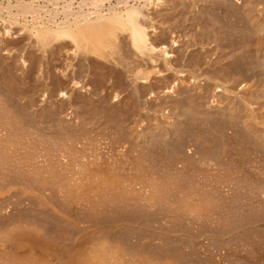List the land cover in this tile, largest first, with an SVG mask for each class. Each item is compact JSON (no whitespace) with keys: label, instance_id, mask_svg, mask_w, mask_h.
Masks as SVG:
<instances>
[{"label":"rangeland","instance_id":"1","mask_svg":"<svg viewBox=\"0 0 264 264\" xmlns=\"http://www.w3.org/2000/svg\"><path fill=\"white\" fill-rule=\"evenodd\" d=\"M92 1L93 0H0V97L2 96L0 98V121L3 119L2 122H0V126L2 125L3 127V122L4 124L6 122L5 128L3 127V133L1 132L2 128L0 127V134L4 136L2 137L0 135L4 142H0V230L4 232L6 228L11 227L13 223L22 222L21 224H25L26 222H29V224L33 223L32 225L34 226L39 224V228L43 229L42 233L44 239L53 243L64 242L66 244L73 243V237L76 241L85 240L88 243H91L95 240V234L101 231L107 242L111 241L110 243L113 244H121L125 247L124 249H127L134 255L136 254V256L146 257V253L148 252L147 254L149 257L146 258L150 259L153 256V258L155 257V260L153 258H151V260L155 262L158 261V263L159 261L160 263L162 261V263H164V261L169 260L172 264H264V237L261 229V226L264 225V220H262L264 219V147L255 141L234 137L232 135V127L235 125V119L218 114V111L221 110L222 107H236L237 102L239 104H237V106H239V108L241 107L242 111L245 113L248 110H251L264 117V69L258 62H254L253 55H249L251 54L249 52L250 50L253 52L252 49L249 50L250 45L252 48L253 46H256L257 48L264 49V0H255V2L254 0H196V4L195 2L192 3L193 0H174L175 3L177 2L176 4L174 3L175 6H173L176 11H168L169 13L171 12L170 15L168 12V15L167 13L160 14L159 12H152V8L158 0H145V2L144 0H123V2L122 0H99L97 1L98 7L95 5L96 3H93ZM143 2L148 6L142 5ZM130 4L134 6L136 5L137 7H144L141 10H145L143 12L144 15L142 16V13H139L138 16L140 18L139 20H143L142 22L144 24L141 21L139 22L145 26V31L148 30L147 32L150 33L149 36H152H148L149 39H147V43L153 46L150 54H143L144 56L140 57L139 54L134 55L132 49L129 47L125 46L121 49L124 53L125 61H127V67L132 69L135 68V70H139L140 68L144 74H148V79L146 81H143L141 78L140 81L138 78L136 82L137 85L135 84V86L129 84L121 76L125 75L124 67L116 66L109 61L97 59L99 62L104 61L102 62L104 64H102L103 68L102 66L99 68V66L95 64L97 61L94 62V57L91 59V55L88 54L89 57L87 55L86 57L84 54L81 57L82 54L79 53L80 55L77 56L78 53L74 52V46L68 38L59 39L61 44H59V41L57 40L59 46L57 41L52 42V45H49L50 47L48 46L45 49L47 53L45 50H36L33 47H29L31 46V38L27 34L28 29L32 28L35 30L37 27H55L56 24H60L62 23V20H65L64 13L67 14V8L70 11L73 10L74 12L72 11V13L77 12L79 9L90 11V9L95 10L98 8V11L110 14L113 10L123 12L125 7L130 6ZM246 4L248 6H245ZM241 6L245 9H242ZM147 9H149V14L146 12ZM247 9H250V11L248 10L250 13ZM244 10L248 12V16L251 17V20H253L254 23L259 22V35L261 34V40L254 37L253 27ZM174 13L176 14L174 15ZM145 15L146 17H144ZM147 15L151 18H148ZM192 16H194L193 20H191ZM146 18L147 20H150H148V22L144 21ZM174 18L178 19L175 20ZM160 20L162 24L160 23ZM175 22L177 23L175 24ZM188 24H191L190 27ZM192 30L194 33L191 32ZM247 33L250 34L247 35ZM216 36H218L219 39ZM244 38H246V40ZM62 40H67V42L64 41L65 44H63ZM185 41H188V43ZM240 42L244 44H242L243 46H246L247 44L246 47L248 49H246V47L243 49L244 47L240 46ZM244 42H246V44ZM256 42H259V45ZM171 45L173 47H171ZM57 46L60 48H57ZM62 46H64V48ZM239 46L242 47L241 49L243 52ZM48 48L52 50H49ZM161 48H167L169 53L167 54V58L170 57V59H174L175 62L173 60L170 61L169 59V63L164 64L157 54L156 56L158 58L154 57V54L158 53ZM63 49L65 51H63ZM126 49L130 51L128 52ZM246 50L249 53L245 52ZM29 51L31 54L28 53ZM152 52L154 53V59L151 56ZM27 53L31 57H29ZM132 54L133 56H131ZM171 54H176L174 56L175 58L171 57L173 56ZM247 54L253 59L251 60ZM149 55L151 58L148 57ZM178 55L180 56L177 57ZM221 57L225 58L222 59ZM22 58L26 60L22 62ZM230 58H233L236 61L233 59L231 60ZM148 59L150 61H148ZM151 59L153 60L151 61ZM244 59L246 61H244ZM178 60L180 62L177 66ZM207 60L210 62L208 63ZM250 60L251 63H249ZM210 63L213 65H210ZM99 64H101V62ZM214 64L216 65L214 66ZM96 65L99 69L95 67ZM257 65L259 66V69ZM251 66H255L257 69ZM197 68H199V70ZM206 68L207 70L210 69V73ZM99 70H101V73ZM156 70L157 72H155ZM194 70L198 71L195 72ZM201 70L204 72H201ZM212 70L214 72H212ZM157 73L158 75H156ZM194 73H196V75H194ZM208 73L210 75H208ZM210 76L211 78H209ZM253 82H255L256 85ZM248 83L250 84L248 85ZM259 83L260 86H258ZM174 84L180 85H177L178 89L176 87L174 89L172 88L175 86ZM200 84H203V86ZM261 85L262 89L259 88ZM196 88L201 89L198 90ZM256 91L257 93H255ZM70 92L71 95H69ZM251 93L253 94V97H251ZM258 97H260V99ZM244 98H248L247 101ZM242 100H245L248 103V108L241 105ZM1 103L5 106V109H3ZM199 106L202 107L200 108ZM243 107L246 109L244 110ZM180 108L183 109L181 110ZM183 112L186 113V116ZM5 114L11 119L13 118L14 121L8 118ZM182 116H184L183 120H181ZM5 117L7 118L5 119ZM7 119L8 121L10 120L13 122V125L10 121L7 122ZM148 123H150L149 126ZM167 124L168 126H166ZM16 125L22 130L19 131V128ZM151 125H153V128ZM159 126L167 129H169V127L172 128L173 126L177 127H175V130L171 135L166 139L164 138V140L163 137L157 138L152 136V140L150 139L151 137L149 138L151 141L149 139L147 140L149 143L144 141L140 144V141L135 139L137 134L143 132V130L153 132L156 127ZM9 127H11L10 130ZM6 128L7 131H5ZM61 129L64 130L62 131ZM11 130L13 131L11 132ZM15 131L17 133L19 132L20 136H18L19 133L16 134ZM21 132L25 134L23 135ZM12 133H14L13 135L16 139ZM9 134H11V138L9 137ZM160 139H162V141ZM8 144H11L12 147H9ZM2 147L4 149H1ZM75 147L77 149H75ZM77 150L80 152L78 153ZM45 151L47 153H45ZM19 153L21 154V157L19 156ZM107 154L109 156H107ZM85 157L86 159H84ZM112 157L114 158L112 159ZM82 158L84 162L88 163L87 166L101 169L103 173L105 171L106 173H109L110 171L112 174H109L113 177L118 175L119 177L115 176L114 178H118L117 180L120 181L119 183H121V186L125 191L128 189L130 192L131 187L135 186L134 189L132 188L133 193L127 191V194L124 192L122 194L107 193L102 197L98 196V201L96 199V201L90 200V202L85 200H71V198L67 197L68 195L65 191H63V193L61 192L62 190H58V186L61 185V181L58 182V180H68V178H65L66 176L70 177L75 174L74 171H76L77 168L79 170L77 163L82 164ZM36 159L40 160L37 161ZM43 159H45L47 163H44L45 161ZM61 159L62 161L58 162V160ZM26 160H28V162ZM63 160L67 161H64L65 165ZM76 160H78V162ZM105 160L107 161L105 162ZM4 161L5 164L10 166L5 165ZM33 161H35L34 164H32ZM39 161L40 163L44 161L41 164H45L47 168L45 165L44 168L43 166H40L41 164H38ZM114 161L116 164L113 163ZM60 162L61 164L63 162L64 168H67L65 170L70 171V173L67 171L69 173H66L67 175L60 172V175H62L61 179L59 177L60 175H58V172L60 171V169H58L60 168ZM68 162H71L72 164ZM66 163L68 167H65ZM123 163L125 164L123 165ZM47 164L52 168L48 169ZM114 164L116 167L113 166ZM31 165H33V167ZM69 165L77 166H74L75 168L71 166V168ZM105 165H110L109 167L112 169H109V167ZM34 166L37 169L34 168ZM104 166L105 168L107 167L109 171L104 169ZM27 167L28 169L31 168V170L29 169V171ZM54 167L57 168L54 169V171L56 170L55 173L58 175L59 179L56 180L58 178L56 177V179H53L54 182L52 183L57 187L51 184V181L48 180L51 178L47 177L50 175H48V173H50L49 171H52ZM64 168H62V171ZM34 169L36 170L34 171ZM123 169H126L127 171H124ZM132 169L136 172L132 171ZM116 171L117 174H115ZM15 173L17 174L15 175ZM30 174L31 176H29ZM43 174H46L45 176L48 178L47 183L44 181L46 177L44 178ZM39 175H41L44 180H42ZM37 177L40 179L37 180ZM121 178H123L124 181L121 180ZM127 178L130 180H127ZM131 179L134 184L130 182ZM40 181L45 182L46 188L44 187V183L42 185ZM55 181H57L59 185H57L58 183H55ZM35 182H37V184L40 183L42 186L40 184V186H38ZM122 182L125 183L127 189ZM222 182L225 183L223 184ZM72 183L73 182H71V184ZM127 183L129 185H127ZM146 184L151 186L145 187V190L144 186ZM48 185L53 186L51 188ZM139 185L140 187H138ZM164 186L170 188H163ZM217 186L218 190H216ZM47 187L50 190L52 189L51 192H48L50 190H48ZM169 189L170 191H167ZM223 189L225 190L223 191ZM150 191L152 192L150 193ZM59 192L62 194H59ZM131 193L134 197H130V195H132ZM57 195L59 197H57ZM65 195L67 196L65 197ZM185 195H187V197ZM139 196L142 198L140 199ZM214 197H218V199H214ZM63 198L67 199L63 201ZM94 198H96V195ZM134 198H138V203ZM68 199H70V201ZM142 199H144V201ZM91 203H93L92 205L96 208L91 206ZM198 203L201 206L198 205ZM236 204L239 207L238 209ZM135 209H137V211ZM241 210L244 211L242 212ZM234 211H236V213ZM114 215L118 216L115 217ZM118 217L120 219H118ZM216 217H218V219ZM32 221H34L35 224ZM71 222L74 224L71 225ZM259 227H261V230ZM64 231H68L69 234L68 232L64 233ZM2 232H0V234ZM66 234L69 236H66ZM80 234L83 236L79 239L77 238V235L80 236ZM3 243L4 242L0 241V248L1 245H5V243L4 245ZM136 247L138 249H136ZM2 248L4 249V247ZM6 249L7 248L5 247V250ZM139 249L142 252H140ZM40 252L41 256L46 258L45 260L48 264H63L62 259L58 258L55 254L43 250ZM42 252H45L44 255ZM141 254L145 255L143 256Z\"/></svg>","mask_w":264,"mask_h":264},{"label":"bare ground","instance_id":"2","mask_svg":"<svg viewBox=\"0 0 264 264\" xmlns=\"http://www.w3.org/2000/svg\"><path fill=\"white\" fill-rule=\"evenodd\" d=\"M82 1V0H81ZM97 1H99V0H93L92 2L93 3H96L95 5H97ZM126 1V0H125ZM79 2V1H78ZM122 2H123V0H122ZM144 2H145V0H144ZM144 2L142 3V5H147L146 3L144 4ZM195 2V4H196V0H193V2L192 3H194ZM224 2V1H223ZM226 2V1H225ZM248 2V1H247ZM251 2V1H250ZM254 2H255V0H254ZM83 3V2H82ZM85 3V2H84ZM98 3H100V2H98ZM102 3V2H101ZM174 0H158L156 3H155V5H154V7L152 8L153 10H152V12L153 13H155V12H159L160 14H162V13H167L168 11H171L172 10V12L175 10L174 8H173V6H175L174 5ZM177 3V2H176ZM175 3V4H176ZM180 3H181V1H180ZM179 3V4H180ZM184 3H186V2H184ZM227 3V2H226ZM253 3V2H252ZM132 4V3H131ZM130 4V6H126L125 7V10L123 11V12H118V11H114L113 10V12H109L110 14H106V13H102V12H100V11H98L97 9H95V10H91L90 9V11L88 10H86V11H83L82 9H77L78 11L77 12H75V13H72V11H70L68 8H67V14L66 13H64L65 14V16H64V18H65V20H62L61 22L62 23H58V24H56L55 25V27H53V28H49V27H47V28H43V27H37V28H35V30L34 29H32V28H30V29H32V30H30V29H28V31H27V34H28V36L31 38V46H29V47H33V48H35L36 50H45L49 45H52V42H54V41H59V39H64V38H68V40H70V42L73 44V46H74V52H77L78 54H77V56L78 55H80V54H82L81 55V57L85 54V56L87 55L88 56V54L89 55H91L90 57H91V59H92V57H94V62L95 61H97V62H95V64H97L98 66H99V68H101V66H102V62H104V61H109L110 63L112 62L114 65H116V66H121V67H124L123 69H124V71H125V75H121L123 78H124V80H126L129 84H131L132 86H135V84H136V82H137V80H138V78H139V80H140V78L144 81H146L147 79H148V74H144L143 72H142V70H140V68H139V70L138 69H136L135 70V68L134 69H132V68H129V67H127V64H126V62L127 61H125V56H124V53H123V51L121 50V49H123V47H129V48H131L132 49V51H133V54L134 55H138L139 54V57L140 56H144L143 54H150L151 52V50L153 49V46L152 45H150L149 43H147V39H149L148 38V36L150 35V33H148L147 31H145V26H143L139 21H141V20H139L140 18L138 17L139 16V13L141 14L142 13V16L144 15L143 14V12L145 11H141L142 10V8H144V7H137L136 5L134 6V5H131ZM207 4V3H206ZM83 5V4H82ZM126 5V4H125ZM202 5V4H201ZM250 5H251V3H250ZM249 5V6H250ZM84 6V5H83ZM141 6V5H140ZM148 6V5H147ZM181 6H183V5H181ZM180 6V7H181ZM203 6V5H202ZM243 6H244V4H243ZM243 6H241L242 7V9L244 8ZM245 6H248L247 4L245 5ZM26 7V6H25ZM94 7H96V6H94ZM97 7H98V5H97ZM112 7V6H111ZM196 7H197V5H196ZM204 7V6H203ZM43 8V7H42ZM83 8V7H82ZM141 8V9H140ZM173 8V9H172ZM195 9V8H194ZM204 9V8H203ZM245 9V8H244ZM148 10L149 9H147V11L146 12H148ZM179 10V9H178ZM250 11V9H247V11ZM69 11V12H68ZM141 11V12H140ZM176 11V10H175ZM245 11V13H247L246 15L248 16V12L246 11V10H244ZM61 12V11H60ZM60 12H58V13H60ZM74 12V11H73ZM151 12V11H150ZM203 12V11H202ZM57 13V12H56ZM169 13V12H168ZM168 13H167V15H168ZM171 13V12H170ZM170 13H169V15H170ZM250 13V12H249ZM49 14V13H48ZM62 14V13H61ZM147 14V13H146ZM148 14H149V12H148ZM150 14H152V13H150ZM176 13H174V15H175ZM206 14V13H205ZM244 14V13H243ZM52 15H54V14H52ZM173 15V14H172ZM179 15V14H178ZM177 15V16H178ZM207 15V14H206ZM250 15V14H249ZM163 16V15H162ZM195 16V15H194ZM194 16H192V19L191 20H193V17ZM140 17H141V15H140ZM144 17H146V15L144 16ZM144 17H142V18H144ZM147 17H148V15H147ZM150 17V16H149ZM148 17V18H149ZM157 17H158V15H157ZM161 17V16H160ZM164 17V16H163ZM199 17V16H198ZM253 17V16H252ZM141 18V19H142ZM151 18V17H150ZM156 18V17H155ZM167 18V17H166ZM205 18V17H204ZM203 18V19H204ZM254 18V17H253ZM252 18V19H253ZM158 19V18H157ZM169 19V18H168ZM170 19H171V16H170ZM175 20L176 19H178V18H174ZM196 19V18H195ZM247 19V18H246ZM248 19H249V21H250V24L252 25V27H253V32H254V37H256V39H260L261 37H260V35H259V31H260V28H259V25H258V23H254V21L253 20H251V17L250 16H248ZM148 20H150V19H148ZM148 20H147V18H146V20H144V21H147L148 22ZM162 20V19H161ZM161 20H160V23H161ZM199 20V19H198ZM256 20V19H255ZM54 21V20H53ZM143 21V20H142ZM141 21V22H142ZM152 21V20H151ZM159 21V20H158ZM174 21V20H173ZM190 21V20H189ZM195 21V20H194ZM54 23V22H53ZM143 23V22H142ZM151 23V22H150ZM154 23V22H153ZM163 23H166V22H163ZM172 23V22H171ZM174 23V22H173ZM177 22H175V24H176ZM192 23V22H191ZM195 23H197V22H195ZM194 23V24H195ZM55 24V23H54ZM144 24V23H143ZM162 24V23H161ZM200 24V23H199ZM40 25V24H39ZM148 25V24H147ZM158 25H160V24H158ZM185 25V24H184ZM191 25V24H190ZM190 25L188 24V26L190 27ZM153 26H154V24H153ZM164 26V25H163ZM169 26V25H168ZM147 27V26H146ZM150 27V26H149ZM148 27V28H149ZM152 27V26H151ZM156 27V26H155ZM196 27V26H195ZM201 27V26H200ZM250 27V26H249ZM159 28H161V27H159ZM167 28V27H166ZM203 28V27H202ZM17 29V28H16ZM165 29V28H164ZM188 29V28H187ZM192 29H193V27H192ZM204 29V28H203ZM252 29V28H251ZM6 30V29H5ZM8 30V29H7ZM27 30V29H26ZM198 30V29H197ZM205 30V29H204ZM161 31V30H160ZM185 31V30H184ZM203 31V30H202ZM23 32V31H22ZM162 32V31H161ZM180 32V31H179ZM191 32H193V30L191 31ZM251 32H252V30H251ZM5 33H6V31H5ZM8 33V32H7ZM152 33V32H151ZM163 33V32H162ZM194 33V32H193ZM201 33V32H200ZM205 33V32H204ZM264 33V32H263ZM157 34V33H156ZM184 34V33H183ZM196 34V33H195ZM221 34V33H220ZM250 34V33H249ZM248 33H247V35H249ZM152 35V34H151ZM163 35V34H162ZM197 35V34H196ZM256 35V36H255ZM12 36V35H11ZM181 36V35H180ZM193 36V35H192ZM192 36H190V37H192ZM263 36V35H262ZM149 37H152V36H149ZM173 37V36H172ZM183 37V36H182ZM201 37V36H200ZM211 37V36H210ZM218 39H219V37L218 36H216ZM29 38V39H30ZM154 38H155V36H154ZM240 38H241V36H240ZM247 38L249 39V37L247 36ZM1 39V38H0ZM170 39V38H169ZM202 39V38H201ZM200 39V40H201ZM222 39V38H221ZM245 40H246V38H244ZM251 39H254V38H251ZM263 39V38H262ZM25 40H26V38H25ZM24 40V41H25ZM28 40V39H27ZM156 40V39H155ZM154 40V41H155ZM166 40V39H165ZM175 40V39H174ZM215 40V39H214ZM261 40V39H260ZM260 40H256V41H260ZM58 41H57V44H58ZM63 41V40H62ZM61 41V42H62ZM65 42H67V40H64ZM64 41H63V44H65L64 43ZM204 41V40H203ZM207 41V40H206ZM221 41V40H220ZM264 41V40H263ZM26 42H28V41H26ZM160 42V41H159ZM185 42H187L188 43V41H185ZM199 42V41H198ZM201 42H202V40H201ZM205 42V41H204ZM217 42V41H216ZM242 42H243V40H242ZM242 42H240L241 43V45L240 46H243L244 44L242 43ZM250 42V41H249ZM248 42V43H249ZM56 43V42H55ZM183 43V42H182ZM194 43V42H193ZM228 43V42H227ZM239 43V42H238ZM245 44H246V42H244ZM257 44L259 43V42H256ZM54 44V43H53ZM59 44H61L60 43V41H59ZM59 44H58V46H59ZM172 44V43H171ZM191 44V43H190ZM200 44V43H199ZM216 44V43H215ZM221 44V43H220ZM219 44V45H220ZM232 44V43H231ZM243 44V45H242ZM253 44H255V43H253ZM68 45H69V43H68ZM168 45H169V43H168ZM174 45V44H173ZM218 45V44H217ZM259 45V44H258ZM261 45V44H260ZM57 46V48H60V47H58ZM72 46V47H73ZM200 46V45H199ZM206 46V45H205ZM235 46V45H234ZM239 46V47H240ZM246 46H247V44H246ZM246 46H243L244 48L243 49H245V47ZM26 47V46H25ZM50 47V46H49ZM63 48H64V46H62ZM67 47V46H66ZM65 47V48H66ZM171 47H173L172 45H171ZM197 47V46H196ZM208 47V46H207ZM219 47V46H218ZM4 48V47H3ZM52 48V47H51ZM168 48V47H167ZM167 48L165 49V48H161V49H159V51H158V53H153L152 52V58H153V54L155 55L154 57H157V56H159L160 58H161V60L163 61V63L164 64H168L169 63V59H170V57H168L167 58V54H169L168 53V51H167ZM170 48V47H169ZM242 47H240V49H241ZM28 49H31V48H28ZM49 49V48H48ZM53 49V48H52ZM52 49H49V50H52ZM72 49V50H73ZM158 49V48H157ZM175 49V48H174ZM177 49V48H176ZM212 49V48H211ZM217 49V48H216ZM239 49V50H240ZM246 49H248L247 47H246ZM250 49H252V51L253 52H251V50ZM33 50V49H32ZM49 50H48V52H49ZM56 50V49H55ZM128 52L130 51V50H128V49H126ZM169 50V49H168ZM197 50V49H196ZM203 50V49H202ZM218 50H219V48H218ZM242 50V49H241ZM250 50V51H249ZM249 52L251 53V54H249V55H253L252 57L254 58H252L253 60H254V62H258L261 66H262V68L264 69V49H261V48H257L256 46L254 47L253 46V48L251 47V45H250V48H249ZM33 51H35V50H33ZM58 51V50H57ZM59 51H60V49H59ZM63 51H65L64 49H63ZM66 51H67V49H66ZM70 51V50H69ZM126 51V52H127ZM173 51V50H172ZM175 51H177V50H175ZM194 51V50H193ZM215 51V50H214ZM32 52V51H31ZM36 52V51H35ZM45 52H46V50H45ZM74 52H73V54H74ZM201 52V51H200ZM200 52H198V53H200ZM205 52V51H204ZM220 52V51H219ZM234 52H235V50H234ZM242 52H243V50H242ZM245 52H247V50L245 51ZM249 52H247V53H249ZM28 53H30V51L28 52ZM27 53V54H28ZM47 53V52H46ZM60 53V52H59ZM67 53V52H66ZM80 53V54H79ZM173 53H174V51H173ZM177 53V52H176ZM206 53V52H205ZM218 53V52H217ZM31 54V53H30ZM72 54V55H73ZM127 54V53H126ZM133 54L131 55V56H133ZM142 54V55H141ZM156 54H157V56H156ZM216 54V53H215ZM220 54V53H219ZM240 54V53H239ZM244 54V53H243ZM3 55V54H2ZM6 55V54H5ZM42 55V54H41ZM76 55V54H75ZM171 55H173V54H171ZM176 54H174L173 56H171V57H173V58H175L174 56H175ZM204 55V54H203ZM207 55H208V53H207ZM224 55V54H223ZM233 55V54H232ZM236 55V54H235ZM248 55V54H247ZM248 55V57L250 58V56ZM4 56V55H3ZM28 56L29 57H31L29 54H28ZM34 56V55H33ZM86 56V57H87ZM130 56V55H129ZM151 56L149 55L148 57H150L151 58ZM169 56V55H168ZM180 55H178L177 57H179ZM206 56V55H205ZM216 56V55H215ZM242 56V55H241ZM44 57V56H43ZM58 57V56H57ZM75 57V56H74ZM73 57V58H74ZM89 57V56H88ZM138 57V58H139ZM176 57V58H177ZM233 57V56H232ZM239 57V56H238ZM237 57V58H238ZM243 57V56H242ZM6 58V57H5ZM9 58V57H8ZM40 58H42V57H40ZM78 58V57H77ZM128 58H130V57H128ZM136 58V57H135ZM137 58V59H138ZM145 58V57H144ZM158 58V57H157ZM159 58V59H160ZM183 58V57H182ZM210 58V57H209ZM222 59L223 58H225V57H221ZM220 58V59H221ZM234 58V57H233ZM232 58V59H233ZM245 58H246V56H245ZM20 59V58H19ZM85 59V58H84ZM97 59H99V60H104V61H100L101 62V64H99L100 62H99V60H97ZM134 59V58H133ZM146 59V58H145ZM154 59V58H153ZM153 59H151V61L153 60ZM178 59V58H177ZM211 59V58H210ZM216 59V58H215ZM231 59V58H230ZM231 59V60H232ZM251 59V58H250ZM251 59V60H252ZM6 60V59H5ZM24 60H26V59H24V58H22V62L24 61ZM33 60V59H32ZM129 60V59H128ZM156 60H158V59H156ZM160 60V61H161ZM171 60H173L174 61V59H170V61ZM183 60V59H182ZM212 60V59H211ZM217 60H218V58H217ZM230 60V61H231ZM233 60H235V59H233ZM239 60H240V58H239ZM251 60H250V62L249 63H251ZM89 61V60H88ZM91 61V60H90ZM148 61H150L149 59H148ZM208 61V60H207ZM216 61V60H215ZM219 61V60H218ZM221 61H224V60H221ZM236 61V60H235ZM237 61H238V59H237ZM241 61V60H240ZM239 61V62H240ZM244 61H246L245 59H244ZM243 61V62H244ZM7 62V61H6ZM20 62H21V60H20ZM21 62V63H22ZM108 62V63H109ZM175 62V61H174ZM180 61L178 60V62H177V66H178V63H179ZM182 62H184V61H182ZM210 61H208V63H209ZM248 62V61H247ZM85 63V62H84ZM109 63V64H110ZM151 63H153V62H151ZM160 63V62H159ZM218 63V62H217ZM216 63V64H217ZM235 63V62H234ZM241 63V62H240ZM130 64V63H129ZM184 64V63H183ZM206 64H207V62H206ZM216 64H214V66L216 65ZM236 64V63H235ZM234 64V65H235ZM244 64V63H243ZM253 64V63H252ZM251 64V65H252ZM255 64V63H254ZM95 66L96 68H98V66ZM104 65V64H103ZM106 65V64H105ZM135 65H136V62H135ZM134 65V66H135ZM162 65V64H161ZM171 65V64H170ZM210 65H213V64H211L210 63ZM245 65V64H244ZM248 65V64H247ZM93 66V65H92ZM164 66V65H163ZM172 66V65H171ZM180 66V65H179ZM187 66V65H186ZM205 66H207V65H205ZM204 66V67H205ZM249 66V65H248ZM255 66H256V64H255ZM255 66H251V67H254L255 69H257V67H255ZM258 66V65H257ZM7 67V66H6ZM107 67V66H106ZM105 67V68H106ZM147 67V66H146ZM156 67H157V65H156ZM161 67V66H160ZM165 67V66H164ZM202 67H203V65H202ZM209 67V66H208ZM211 67V66H210ZM213 67V66H212ZM238 67V66H237ZM243 67H246V66H243ZM98 68V69H99ZM102 68H103V66H102ZM142 68V67H141ZM144 68V67H143ZM154 68V67H153ZM201 68V67H200ZM248 68V67H247ZM254 68H250V69H254ZM53 69V68H52ZM84 69V68H83ZM145 69V68H144ZM172 69H174V68H172ZM193 69H195V68H193ZM198 70H199V68H197ZM202 69V68H201ZM213 69V68H212ZM258 69H259V66H258ZM92 70H93V68H92ZM96 70V69H95ZM152 70V69H151ZM154 70V69H153ZM174 70H176V69H174ZM187 70H189V69H187ZM197 70V71H198ZM203 70H204V68H203ZM206 70H207V68H206ZM210 70V69H209ZM209 70H207L209 73H210V71ZM246 70V69H245ZM100 71V73H101V70H99ZM103 71V70H102ZM141 71V72H140ZM190 71H192V70H190ZM195 71V70H194ZM197 71H195V72H197ZM205 71V70H204ZM204 71H202L201 70V72H204ZM217 71V70H216ZM252 71V70H251ZM83 72V71H82ZM93 72V71H92ZM155 72H157V70L155 71ZM160 72V71H159ZM188 72V71H187ZM212 72H214L213 70H212ZM249 72V71H248ZM174 73H175V71H174ZM208 73V75H210ZM259 73H261V72H259ZM193 74V73H192ZM198 74V73H197ZM207 74V73H206ZM237 74V73H236ZM247 74V73H246ZM51 75V74H50ZM110 75V74H109ZM156 75H158V73L156 74ZM173 75V74H172ZM178 75V74H177ZM194 75H196V73H194ZM211 75H213V74H211ZM221 75V74H220ZM261 75V74H260ZM263 75V74H262ZM61 76V75H60ZM85 76V75H84ZM83 76V77H84ZM47 77V76H46ZM182 77V76H181ZM196 77V76H195ZM63 78V77H62ZM65 78V77H64ZM179 78V77H178ZM209 78H211V76L209 77ZM235 78V77H234ZM174 79V78H173ZM204 79H206V78H204ZM236 79V78H235ZM219 80V79H218ZM234 80V79H233ZM259 80H260V78H259ZM141 81V80H140ZM192 81V80H191ZM202 81V80H201ZM258 81V80H257ZM256 81V82H257ZM261 81V80H260ZM57 82V81H56ZM199 82V81H198ZM250 82V81H249ZM263 82V81H262ZM65 83V82H64ZM70 83V82H69ZM177 83V82H176ZM182 83V82H181ZM185 83V82H184ZM196 83V82H195ZM205 83V82H204ZM210 83V82H209ZM254 84H255V82H253ZM258 83V82H257ZM61 84V83H60ZM82 84V83H81ZM84 84V83H83ZM179 84V83H178ZM178 84H174L173 86L174 87H172L173 89L176 87L177 89H178V86H180V85H178ZM197 84H199V83H197ZM250 83H248V85H249ZM137 85V84H136ZM178 85V86H177ZM193 85H194V83H193ZM200 85H202L203 86V84H200ZM211 85V84H210ZM216 85V84H215ZM252 85V84H251ZM256 85V84H255ZM1 86V85H0ZM56 86V85H55ZM209 86V85H208ZM207 86V87H208ZM258 86H260V83L258 84ZM72 87V86H71ZM81 87V86H80ZM80 87H78V88H80ZM129 87V86H128ZM131 87V86H130ZM216 87V86H215ZM214 87V88H215ZM249 87V86H248ZM252 87H254V86H252ZM256 87V86H255ZM55 88V87H54ZM61 88H63V87H61ZM85 88V87H84ZM135 88V87H134ZM193 88H195V87H193ZM192 88V89H193ZM198 88H199V86H198ZM198 88H196V89H198ZM217 88V87H216ZM231 88V87H230ZM260 89H262V85H261V87H259ZM49 89V88H48ZM56 89V88H55ZM64 89V88H63ZM87 89V88H86ZM85 89V90H86ZM181 89V88H180ZM201 89V88H200ZM200 89H198V90H200ZM207 89V88H206ZM237 89V88H236ZM256 89H257V87H256ZM264 89V88H263ZM51 90V89H50ZM208 90V89H207ZM221 90V89H220ZM244 90V89H243ZM250 90V89H249ZM254 90V89H253ZM52 91V90H51ZM56 91V90H55ZM74 91V90H73ZM131 91V90H130ZM134 91H135V89H134ZM173 91V90H172ZM179 91V90H178ZM216 91V90H215ZM247 91V90H246ZM251 91H252V89H251ZM260 91V90H259ZM62 92V91H61ZM79 92V91H78ZM177 92V91H176ZM234 92V91H233ZM238 92V91H237ZM241 92V91H240ZM243 92V91H242ZM1 93V92H0ZM56 93V92H55ZM133 93V92H132ZM200 93V92H199ZM202 93V92H201ZM204 93V92H203ZM207 93H208V91H207ZM217 93V92H216ZM226 93V92H225ZM255 93H257V91L255 92ZM54 94V93H53ZM81 94H82V92H81ZM136 94V93H135ZM195 94V93H194ZM244 94V93H243ZM69 95H71V92H70V94ZM171 95V94H170ZM253 94L251 93V97H253L252 96ZM54 96H56V95H54ZM115 96V95H114ZM176 96V95H175ZM202 96V95H201ZM246 96V95H245ZM256 96V95H255ZM257 96H258V94H257ZM2 97V96H1ZM0 97V98H1ZM210 97H211V94H210ZM243 97V96H242ZM248 97H250V96H248ZM214 98V97H213ZM228 98V97H227ZM231 98H233V97H231ZM240 98V97H239ZM259 99H260V97H258ZM2 99H4V98H2ZM2 99H1V101H2ZM68 99V98H67ZM119 99V98H118ZM193 99V98H192ZM243 99V98H242ZM244 99H246V101H247V99L248 98H244ZM253 99H255V98H253ZM258 99V100H259ZM263 99H264V97H263ZM257 100V99H256ZM23 101V100H22ZM140 101V100H139ZM214 101V100H213ZM245 100H242L241 101V105L242 106H244V107H246V108H248L247 106H248V103L246 102ZM208 102H209V100H208ZM3 103H5V102H3ZM23 103V102H22ZM2 104V103H1ZM145 104V103H144ZM237 102H236V107L234 106H231V107H222L221 108V110H219L218 111V114L219 115H221V116H228L229 118H231V119H235L234 120V124L235 125H233V131H232V135L234 136V137H239V138H242V139H244V140H252V141H255L256 143L258 142V144H260V145H262L263 147H264V117H263V115H258V114H256V113H254L253 111H251V110H248L246 113L244 112V111H242V108L240 107L239 108V106H237ZM142 105V104H141ZM231 105V104H230ZM239 105V104H238ZM2 106H3V109H5V106L2 104ZM123 106V105H122ZM181 106V105H180ZM217 106V105H216ZM259 106V105H258ZM6 107H8V106H6ZM138 107V106H137ZM200 108L202 107V106H199ZM243 107V108H244ZM261 107V106H260ZM259 107V108H260ZM30 108V107H29ZM213 108V107H212ZM246 108H244V110L246 109ZM181 109V108H180ZM183 109V108H182ZM181 109V110H182ZM75 110V109H74ZM192 110H194V109H192ZM261 110V109H260ZM3 111V110H2ZM5 111V110H4ZM9 111V110H8ZM5 112H7V111H5ZM76 112V111H75ZM195 112V111H194ZM184 113V115L186 114L185 112H183ZM182 113V114H183ZM7 114V113H6ZM5 114V115H6ZM9 114H12V113H9ZM177 114H179V113H177ZM180 114H181V112H180ZM211 114H212V112H211ZM4 115V116H5ZM8 118H10L8 115H6ZM11 116V115H10ZM180 116V115H179ZM186 116V115H185ZM190 116V115H189ZM7 117H5V119L7 118ZM13 117V116H12ZM61 117V116H60ZM176 117V116H175ZM4 118V117H3ZM165 118V117H164ZM182 119L181 120H183L184 119V116H182L181 117ZM186 118V117H185ZM11 119V118H10ZM60 119V118H59ZM58 119V120H59ZM173 119H175V118H173ZM179 119H180V117H179ZM2 120L3 119H1V121L0 122H2ZM12 121H14L13 120V118L11 119ZM61 120V119H60ZM180 120V121H181ZM5 121V120H4ZM10 121V120H9ZM8 121V119H7V122H9ZM178 121V120H177ZM179 121V122H180ZM229 121V120H228ZM21 122V121H20ZM174 122V121H173ZM182 122V121H181ZM192 122V121H191ZM10 123H12V125H13V122H11L10 121ZM16 123V122H15ZM64 123H65V121H64ZM228 123V122H227ZM231 123V122H230ZM5 124H6V122H5ZM5 124H4V122H3V127L5 128ZM17 124V123H16ZM149 124L150 123H148V126H149ZM164 124V123H163ZM177 124H178V122H177ZM7 125H9V124H7ZM11 125V126H12ZM157 125V124H156ZM155 125V126H156ZM175 125H176V123H175ZM231 125V126H232ZM17 127H18V125H16ZM66 126H67V123H66ZM152 126V128H153V125H151ZM154 126V127H155ZM162 126V125H161ZM166 126H168V124L166 125ZM181 126V125H180ZM236 126V127H235ZM1 128H2V130H1V128H0V130H1V132L3 131V127H2V125L0 126ZM13 127V126H12ZM60 127V126H59ZM175 127H177V126H175ZM175 127L173 126L172 128H170L169 127V129H167V128H163V127H156V129L152 132H147L146 130L144 131L143 130V132H141V133H139V134H137V136H136V140H138V141H140V144H141V142H144V141H146L147 142V140L150 138L151 140L153 139V137H157V138H159V137H163V140H164V138L166 139L169 135H171V133L175 130ZM8 128V127H7ZM7 128H6V130L5 131H7ZM19 128V127H18ZM62 128V127H61ZM64 128V127H63ZM130 128V127H129ZM179 128H181V127H179ZM11 129V127H9V130ZM65 129V128H64ZM64 129H61L62 131L64 130ZM72 129V128H71ZM150 129V128H149ZM8 130V131H9ZM13 130H14V128H13ZM13 130H11V132L13 131ZM19 131L20 130H22V129H18ZM69 130V129H68ZM76 130V129H75ZM119 131V130H118ZM122 131V130H121ZM131 131V130H130ZM10 132V133H11ZM68 132V131H67ZM73 132V131H72ZM123 132V131H122ZM138 132V131H137ZM137 132H135V133H137ZM3 133V132H2ZM15 133L16 134H18L16 131H15ZM22 133V132H21ZM63 133V132H62ZM64 133H65V131H64ZM64 133H63V135H64ZM176 133H178V132H176ZM175 133V134H176ZM229 133V132H228ZM4 134H5V132H4ZM3 134V135H4ZM14 133H12V135H13ZM23 134V133H22ZM25 134V133H24ZM23 134V135H24ZM58 134V133H57ZM67 134V133H66ZM77 134V133H76ZM1 135V134H0ZM10 135L11 134H9V137H10ZM68 135V134H67ZM134 135V134H133ZM136 135V134H135ZM173 135V134H172ZM2 136V135H1ZM6 136H8V135H6ZM14 136V135H13ZM18 136H20V133H19V135ZM18 136H16V137H18ZM70 136V135H69ZM153 136V137H152ZM177 136V135H176ZM179 136V135H178ZM2 137H4V136H2ZM2 137H0V142H3V138ZM8 137V138H9ZM12 137V136H11ZM10 137V138H11ZM71 137V136H70ZM173 137V136H172ZM233 137V138H234ZM1 138H2V140H1ZM14 138H15V136H14ZM23 138H24V136H23ZM77 138V137H76ZM124 138V137H123ZM156 138V139H157ZM176 138V137H175ZM178 138V137H177ZM194 138V137H193ZM6 139V138H5ZM4 139V140H5ZM13 139V138H12ZM16 139V138H15ZM18 139V138H17ZM26 139V138H25ZM36 139V138H35ZM41 139V138H40ZM74 139V138H73ZM94 139H96V138H94ZM99 139V138H98ZM118 139V138H117ZM149 139V140H150ZM155 139V138H154ZM7 140V139H6ZM14 140V139H13ZM19 140V139H18ZM22 140H24V139H22ZM21 140V141H22ZM80 140V139H79ZM122 140V139H121ZM135 140V141H136ZM150 140V141H151ZM161 141H162V139H160ZM170 140V139H169ZM9 141V140H8ZM7 141V142H8ZM12 141V140H11ZM17 141V140H16ZM47 141V140H46ZM126 141V140H125ZM156 141V140H155ZM6 142V141H5ZM42 142V141H41ZM82 142V141H81ZM164 142H167V141H164ZM196 142V141H195ZM207 142V141H206ZM243 142V141H242ZM4 143V142H3ZM18 143V142H17ZM19 143H21V142H19ZM46 143V142H45ZM74 143H75V140H74ZM83 143V142H82ZM147 143H149V142H147ZM182 143V142H181ZM43 144H44V142H43ZM77 144V143H76ZM135 144H136V142H135ZM146 144V143H145ZM165 144V143H164ZM9 145V147L11 146V144H8ZM48 145V144H47ZM82 145V144H81ZM86 145V144H85ZM93 145V144H92ZM117 145V144H116ZM242 145V144H241ZM259 145V146H260ZM35 146V145H34ZM38 146H39V144H38ZM49 146V145H48ZM83 146V145H82ZM122 146H123V144H122ZM125 146V145H124ZM127 146V145H126ZM158 146V145H157ZM213 146V145H212ZM8 147V146H7ZM12 147V146H11ZM14 147H15V145H14ZM18 147V146H17ZM77 147V146H76ZM75 147V149H77ZM99 147V146H98ZM129 147V146H128ZM38 148V147H37ZM47 148V147H46ZM80 148V147H79ZM78 148V149H79ZM85 148V147H84ZM139 148V147H138ZM147 148V147H146ZM255 148V147H254ZM1 149H4L3 147L1 148ZM12 149V148H11ZM35 149V148H34ZM116 149V148H115ZM124 149V148H123ZM152 149V148H151ZM19 150V149H18ZM38 150V149H37ZM88 150V149H87ZM102 150V149H101ZM223 150H224V148H223ZM2 151V150H1ZM3 151H6V150H3ZM26 151V150H25ZM39 151V150H38ZM44 151V150H43ZM78 151V153L80 152L79 150H77ZM82 151V150H81ZM84 151H86V150H84ZM118 151V150H117ZM141 151V150H140ZM17 152V151H16ZM23 152V151H22ZM37 152V151H36ZM76 152V151H75ZM99 152H101V151H99ZM111 152V151H110ZM116 152V151H115ZM124 152V151H123ZM122 152V153H123ZM174 152V151H173ZM197 152V151H196ZM223 152V151H222ZM7 153V152H6ZM45 153H47L46 151H45ZM55 153V152H54ZM78 153H76V154H78ZM83 153V152H82ZM82 153H81V155H82ZM90 153V152H89ZM105 153H107V152H105ZM112 153V152H111ZM118 153V152H117ZM120 153V152H119ZM127 153V152H126ZM133 153H134V151H133ZM225 153V152H224ZM1 154V153H0ZM20 154V153H19ZM38 154V153H37ZM36 154V155H37ZM42 154V153H41ZM44 154V153H43ZM53 154V153H52ZM75 154V155H76ZM13 155H14V153H13ZM18 155V154H17ZM25 155V154H24ZM47 155H50V154H47ZM54 155V154H53ZM52 155V156H53ZM75 155H73V156H75ZM80 155V154H79ZM84 155V154H83ZM117 155V154H116ZM20 157H21V154L19 155ZM59 156V155H58ZM72 156V157H73ZM77 156V155H76ZM86 156V155H85ZM90 156V155H89ZM107 156H109L108 154H107ZM124 156V155H123ZM227 156V155H226ZM4 157V156H3ZM15 157H17V156H15ZM22 157H23V155H22ZM55 157V156H54ZM61 157V156H60ZM88 157V156H87ZM106 157V156H105ZM119 157V156H118ZM120 157H121V155H120ZM127 157V156H126ZM1 158V157H0ZM63 158V157H62ZM74 158V157H73ZM72 158V159H73ZM79 158H81V157H79ZM108 158V157H107ZM114 157H112V159H113ZM26 159V158H25ZM24 159V160H25ZM74 159H76V158H74ZM77 159H78V157H77ZM84 159H86V157L84 158ZM91 159V158H90ZM119 159V158H118ZM122 159V158H121ZM129 159V158H128ZM185 159H186V157H185ZM1 160V159H0ZM17 160H18V158H17ZM37 160V159H36ZM38 160H40V159H38ZM37 160V161H38ZM41 160H42V158H41ZM44 161H45V159H43ZM87 160L89 161V159L87 158ZM110 160V159H109ZM126 160V159H125ZM124 160V161H125ZM180 160V159H179ZM9 161V160H8ZM12 161V160H11ZM27 162H28V160H26ZM30 161V160H29ZM31 161H32V159H31ZM44 161H42V162H44ZM59 161H62V159L61 160H58V162ZM65 160H63V162H64ZM71 161H73V160H71ZM77 162H78V160H76ZM81 161V160H80ZM82 161H83V158H82ZM107 160H105V162H106ZM111 161V160H110ZM110 161H108V162H110ZM120 161V160H119ZM208 161V160H207ZM212 161V160H211ZM7 162V161H6ZM18 162V161H17ZM41 162V163H42ZM63 162H62V164H61V162H60V164H59V166H60V168H58V169H60V171L58 172V175H60L61 173L60 172H63V174H65V175H67V174H69L70 173V171L69 170H65V169H67V168H64V165H65V162H67V161H65L64 162V165H63ZM74 162V161H73ZM108 162H107V164H108ZM116 162H117V160H116ZM180 162V161H179ZM19 163H20V161H19ZM35 163V161H33V163L32 164H34ZM40 163V161H39V163L38 164H41ZM44 163H47V161H45ZM43 163V164H44ZM49 163V162H48ZM68 163H71V162H68ZM76 163V162H75ZM79 163H81V162H79ZM113 163H115V161L113 162ZM112 163V164H113ZM119 163V162H118ZM127 163V162H126ZM131 163V162H130ZM184 163V162H183ZM186 163V162H185ZM209 163V162H208ZM4 164H5V161H4ZM3 164V165H4ZM22 164H24V163H22ZM58 164V163H57ZM56 164V165H57ZM72 164V163H71ZM105 164V163H104ZM116 164V163H115ZM115 164L113 165V166H115ZM120 164H121V162H120ZM125 163H123V165H124ZM182 164V163H181ZM203 164V163H202ZM5 165H8V164H5ZM12 165V164H11ZM15 165V164H14ZM20 165H21V163H20ZM28 165V164H27ZM37 165V164H36ZM45 165V164H44ZM44 165H40V166H43V168H44ZM48 165V164H47ZM63 167H62V166ZM77 165H78V167H79V170H78V168H77V170L76 171H74L75 172V174H77V175H75V174H73V175H71L70 177H72V178H70L69 176L67 177H65V175H64V177L65 178H68V180H66V179H63V181L62 180H58L59 179V177H60V179L62 178V175H60L59 177H58V175L55 173V171H54V169H57V168H53L52 169V171H54L53 173H51L52 171L50 170L49 172L50 173H48V175L49 176H47L48 178H51V179H48L45 175L46 174H43V177L45 178L46 177V179L44 180L43 178H42V176L41 175H39V176H41V178H42V180H44L46 183L48 182L47 181V179L49 180V181H51L50 183L51 184H53V185H55L54 183H52V182H54V180L53 179H56V177H58L56 180H58V182H60L61 181V185H62V187H61V185H59V183L57 182V181H55V183H58L57 185H59L58 186V190H62L61 192H63V191H65V193L68 195H65V197L67 196V197H69V198H71V200H75V201H78V200H85V201H89L90 202V200H95L96 201V199H97V197L99 196V197H102L103 195H105V194H107V193H112V194H122L123 192L124 193H126V191L127 192H129L128 191V189L126 188V186H125V183L124 182H122V183H124V186H125V188L127 189L126 191H125V189L121 186V183H119L120 181H118L116 178H114L115 176H118V175H115L114 177L113 176H111V174H112V172H110L109 171V169H112V168H110L109 166H107V165H105V166H107V167H109V169H107V167L105 168V166H104V169H107L108 171H109V173H111V174H109L108 172V174L106 173V171L103 173V171L101 170V169H98V168H96V167H90V166H87L88 165V163H86V162H82V164H78L77 163ZM76 165V166H77ZM80 165V166H79ZM207 165V164H206ZM1 166V165H0ZM8 166H10V165H8ZM32 167H33V165H31ZM38 166V165H37ZM54 166V165H53ZM58 166V167H59ZM70 166V165H69ZM72 166V165H71ZM70 166V167H71ZM75 166V165H74ZM74 166H72V167H74ZM75 166V167H76ZM129 166H131V165H129ZM133 166V165H132ZM17 167V166H16ZM29 167V166H28ZM28 167H27V169H28ZM45 167L47 168V166L45 165ZM65 167H68L67 166V163H66V166ZM71 167V168H72ZM74 167V168H75ZM116 167V166H115ZM114 167V168H115ZM186 167V166H185ZM209 167H210V165H209ZM208 167V168H209ZM20 168H21V166H20ZM34 168H36L35 166H34ZM41 168V167H40ZM49 168H52V167H49V165H48V169ZM62 168H64L63 169V171H62ZM114 168H113V170H114ZM124 168V167H123ZM128 168V167H127ZM3 169V168H2ZM5 169V168H4ZM22 169L24 170V168L22 167ZM26 169V168H25ZM30 170H31V168H29ZM28 169V170H29ZM37 169V168H36ZM36 169H34V171L36 170ZM69 169V168H68ZM8 170V169H7ZM16 170V169H15ZM14 170V171H15ZM29 170V171H30ZM45 170H47V169H45ZM124 170V169H123ZM126 170V169H125ZM124 170V171H125ZM224 170V169H223ZM4 171V170H3ZM2 171V172H3ZM6 171V170H5ZM17 171H18V168H17ZM26 171V170H25ZM64 171H65V173H64ZM69 173H68V172ZM127 171V170H126ZM132 171H135V170H133L132 169ZM209 171V170H208ZM212 171V170H211ZM232 171V170H231ZM21 172H23V171H21ZM136 172V171H135ZM213 172V171H212ZM19 173V172H18ZM33 173V172H32ZM31 173V174H32ZM67 173V174H66ZM106 173V174H105ZM194 173V172H193ZM17 173H15V175H16ZM21 174V173H20ZM23 174V173H22ZM27 174V173H26ZM29 174V173H28ZM31 174L29 175V176H31ZM34 174V173H33ZM40 174H42V173H40ZM52 174H53V178H52ZM56 174V175H55ZM72 174V173H71ZM115 174H117V171H116V173ZM126 174H128V173H126ZM131 174V173H130ZM129 174V175H130ZM7 175V174H6ZM25 175V174H24ZM54 175H55V177H54ZM134 175V174H133ZM133 175H131V176H133ZM212 175V174H211ZM8 176V175H7ZM6 176V177H7ZM21 176V175H20ZM28 176V177H29ZM34 176V175H33ZM51 176V177H50ZM162 176V175H161ZM63 177V178H64ZM119 177V176H118ZM121 177V176H120ZM134 177H136V176H134ZM154 177V176H153ZM159 177V176H158ZM167 177H169V176H167ZM223 177V176H222ZM25 178V177H24ZM26 178H27V176H26ZM30 178V177H29ZM149 178V177H148ZM161 178V177H160ZM33 179V178H32ZM38 179H40V178H38L37 177V180ZM71 181H70V180ZM155 179V178H154ZM157 179H159V178H157ZM165 179V178H164ZM172 179V178H171ZM205 179V178H204ZM13 180V179H12ZM29 180V179H28ZM35 180H36V178H35ZM34 180V181H35ZM53 180V181H52ZM65 180V181H64ZM120 180V179H119ZM121 180H123V178H121ZM127 180H130V179H128L127 178ZM146 180V179H145ZM167 180V179H166ZM194 180V179H193ZM223 180V179H222ZM33 181V180H32ZM44 181H40V183H42V185H43V183H44V187H45V182ZM124 181V180H123ZM149 181V180H148ZM152 181H154V180H152ZM158 181V180H157ZM191 181V180H190ZM190 181H189V183H190ZM224 181H226V180H224ZM227 181H229V180H227ZM27 182H29V181H27ZM71 182H73L72 184H71ZM130 182H132V179H131V181ZM138 182V181H137ZM137 182H135V183H137ZM150 182H151V180H150ZM156 182V181H155ZM154 182V183H155ZM206 182V181H205ZM30 183H31V181H30ZM29 183V184H30ZM36 184H37V182H35ZM39 183V184H40ZM63 183V184H62ZM133 183V182H132ZM131 183V184H132ZM146 183H149V182H146ZM157 183V182H156ZM161 183H163V182H161ZM161 183H160V185H161ZM174 183V182H173ZM223 183V182H222ZM221 183V184H222ZM225 183V182H224ZM223 183V184H224ZM34 184V183H33ZM39 184H37L38 186H40ZM49 184V183H48ZM130 184V185H131ZM134 184V183H133ZM163 184H165V183H163ZM162 184V185H163ZM23 185V184H22ZM41 185V186H42ZM47 185V184H46ZM53 185H48V186H50L51 188H52V186ZM127 185H129L128 183H127ZM228 185V184H227ZM28 186V185H27ZM56 186V185H55ZM147 186H151V185H148V184H146L145 186H144V189H145V187H147ZM155 186V185H154ZM225 186V185H224ZM57 187V186H56ZM131 187V186H130ZM135 187V186H134ZM134 187L132 186L131 187V191L130 192H132V190L134 189ZM137 187V186H136ZM138 187H140V185L138 186ZM157 187V186H156ZM209 187V186H208ZM212 187V186H211ZM38 188H40V187H38ZM46 188V187H45ZM45 188H43V189H45ZM54 188V187H53ZM133 188V189H132ZM160 188V187H159ZM163 188H166L165 186L163 187ZM168 188H170V187H168ZM168 188H166V189H168ZM174 188H175V186H174ZM179 188V187H178ZM220 188V187H219ZM13 189V188H12ZM25 189V188H24ZM35 189V188H34ZM40 189H42V188H40ZM47 189H48V187H47ZM141 189V188H140ZM148 189V188H147ZM150 189V188H149ZM176 189H177V187H176ZM190 189V188H189ZM205 189V188H204ZM213 189V188H212ZM216 189V188H215ZM222 189V188H221ZM23 190V189H22ZM30 190V189H29ZM48 190H50V189H48ZM52 190V189H51ZM51 190L50 191H48V192H51ZM129 190H130V188H129ZM138 190V189H137ZM136 190V191H137ZM146 190V189H145ZM154 190V189H153ZM163 190V189H162ZM187 190V189H186ZM185 190V191H186ZM192 190V189H191ZM207 190V189H206ZM216 190H218V186H217V189ZM225 189H223V191H224ZM26 191V190H25ZM36 191V190H35ZM54 191V190H53ZM56 191V190H55ZM135 191V190H134ZM167 191H170V189L169 190H167ZM177 191V190H176ZM184 191V190H183ZM38 192V191H37ZM43 192V191H42ZM129 192V193H130ZM152 191H150V193H151ZM165 192V191H164ZM53 193V192H52ZM64 193V192H63ZM133 193V192H132ZM131 193V194H132ZM135 193V192H134ZM138 193V192H137ZM139 193H140V191H139ZM163 193V192H162ZM179 193V192H178ZM188 193V192H187ZM215 193V192H214ZM225 193V192H224ZM26 194V193H25ZM25 194H23V195H25ZM38 194V193H37ZM51 194V193H50ZM54 194V193H53ZM56 194H57V192H56ZM55 194V195H56ZM59 194H62V193H60L59 192ZM127 194V193H126ZM141 194H142V191H141ZM147 194V193H146ZM155 194V193H154ZM157 194V193H156ZM177 194V193H176ZM206 194V193H205ZM28 195V194H27ZM95 195H96V198H94L95 197ZM134 195H136V194H134ZM138 195V194H137ZM168 195H170V194H168ZM222 195V194H221ZM251 195V194H250ZM254 195H256V194H254ZM22 196V195H21ZM42 196V195H41ZM51 196V195H50ZM63 196V195H62ZM127 196V195H126ZM131 196H133V194L132 195H130V197ZM145 196V195H144ZM147 196V195H146ZM160 196H162V195H160ZM166 196H167V193H166ZM186 197H187V195H185ZM189 196V195H188ZM206 196V195H205ZM215 196V195H214ZM18 197V196H17ZM57 197H59L58 195H57ZM116 197V196H115ZM127 197H129V196H127ZM126 197V198H127ZM134 197V196H133ZM136 197V196H135ZM138 197V196H137ZM252 197V196H251ZM26 198V197H25ZM38 198V197H37ZM47 198V197H46ZM54 198V197H53ZM60 198H61V196H60ZM94 198V199H93ZM139 198H140V196H139ZM142 198V197H141ZM140 198V199H141ZM147 198H149V197H147ZM51 199H52V197H51ZM67 198H63V201H65ZM120 199V198H119ZM118 199V200H119ZM132 199V198H131ZM136 198H134V200H135ZM152 199V198H151ZM154 199V198H153ZM185 199V198H184ZM194 199V198H193ZM196 199V198H195ZM214 199H218V197L217 198H215L214 197ZM43 200V199H42ZM47 200V199H46ZM60 200V199H59ZM69 201H70V199H68ZM99 199H97V201H98ZM127 200V199H126ZM125 200V201H126ZM137 200V201H136ZM135 201L138 203V198L136 199ZM143 201H144V199H142ZM141 200V201H142ZM166 200V199H165ZM171 200V199H170ZM180 200V199H179ZM192 200V199H191ZM212 200V199H211ZM57 201V200H56ZM68 201V202H69ZM120 201H121V199H120ZM128 201V200H127ZM147 201L149 202V200L147 199ZM147 201H145V202H147ZM186 201V200H185ZM184 201V202H185ZM189 201V200H188ZM214 201V200H213ZM3 202V201H2ZM54 202V201H53ZM147 202V203H148ZM217 202H220V201H217ZM223 202V201H222ZM76 203V202H75ZM93 203H95V202H93ZM93 203H91V206H94V205H92ZM97 203V202H96ZM121 203V202H120ZM127 203V202H126ZM139 203H140V201H139ZM164 203V202H163ZM171 203H172V201H171ZM179 203H180V201H179ZM195 203V202H194ZM193 203V204H194ZM208 203V202H207ZM45 204V203H44ZM49 204H50V202H49ZM54 204V203H53ZM71 204H72V201H71ZM86 204H88V203H86ZM90 204V203H89ZM122 204V203H121ZM133 204H134V202H133ZM187 204V203H186ZM192 204V205H193ZM202 204V203H201ZM204 204V203H203ZM206 204V203H205ZM218 204V203H217ZM1 205V204H0ZM56 205H57V203H56ZM64 205V204H63ZM66 205V204H65ZM76 205V204H75ZM97 205V204H96ZM100 205V204H99ZM125 205V204H124ZM129 205V204H128ZM135 205V204H134ZM138 205V204H137ZM177 205V204H176ZM192 205H190V206H192ZM197 205V204H196ZM198 205H200L199 203H198ZM50 206V205H49ZM59 206V205H58ZM62 206V205H61ZM120 206V205H119ZM125 206H127V205H125ZM133 206V205H132ZM178 206V205H177ZM180 206H182V205H180ZM187 206V205H186ZM201 206V205H200ZM218 206V205H217ZM225 206V205H224ZM236 206H237V204H236ZM3 207H5V206H3ZM95 207V206H94ZM93 207V208H94ZM185 207V206H184ZM196 207V206H195ZM65 208V207H64ZM71 208V207H70ZM73 208V207H72ZM96 208V207H95ZM99 208V207H98ZM97 208V209H98ZM122 208V207H121ZM120 208V209H121ZM140 208V207H139ZM151 208V207H150ZM171 208V207H170ZM219 208V207H218ZM239 207L237 206V209H238ZM96 209V210H97ZM125 209V208H124ZM188 209H191V208H188ZM199 209H200V207H199ZM243 209V208H242ZM1 210V209H0ZM49 210V209H48ZM70 210V209H69ZM76 210V209H75ZM80 210V209H79ZM91 210H92V207H91ZM136 211H137V209H135ZM197 210V209H196ZM195 210V211H196ZM236 210V209H235ZM71 211V210H70ZM73 211V210H72ZM94 211V210H93ZM123 211V210H122ZM201 211V210H200ZM242 211V210H241ZM244 211V210H243ZM242 211V212H243ZM1 212V211H0ZM54 212V211H53ZM97 212V211H96ZM112 212H117V211H112ZM126 212V211H125ZM124 212V213H125ZM235 213H236V211H234ZM238 212V211H237ZM68 213V212H67ZM74 213V212H73ZM170 213V212H169ZM191 213V212H190ZM217 213H218V211H217ZM216 213V214H217ZM57 214V213H56ZM88 214V213H87ZM126 214V213H125ZM18 215V214H17ZM21 215V214H20ZM113 215V214H112ZM111 215V216H112ZM127 215V214H126ZM199 215V214H198ZM244 215V214H243ZM90 216V215H89ZM115 216V215H114ZM118 216V215H117ZM117 216H115V217H117ZM128 216V215H127ZM239 216H241V215H239ZM238 216V217H239ZM264 216V215H263ZM16 217V216H15ZM21 217V216H20ZM52 217V216H51ZM63 217V216H62ZM221 217V216H220ZM220 217H219V219H220ZM235 217H236V215H235ZM19 218V217H18ZM34 218V217H33ZM39 218V217H38ZM53 218V217H52ZM90 218V217H89ZM94 218V217H93ZM92 218V219H93ZM104 218V217H103ZM102 218V219H103ZM217 219H218V217H216ZM223 218V217H222ZM21 219V218H20ZM116 219V218H115ZM118 219H120L119 217H118ZM213 219H215V218H213ZM224 219V218H223ZM235 219H237V218H235ZM19 220V219H18ZM23 220V219H22ZM41 220V219H40ZM96 220V219H95ZM222 220V219H221ZM262 220H264V219H262ZM13 221V220H12ZM31 221V220H30ZM35 221V220H34ZM34 221H32V222H34ZM218 221V220H217ZM17 222V221H16ZM19 222H21V221H19ZM41 222V221H40ZM13 223V222H12ZM11 223V224H12ZM22 223V222H21ZM21 223H13L12 224V226L11 227H8V228H6V230L4 231V232H2L1 230H0V232H2L1 234H0V241L1 242H4L5 243V245H4V243H3V245L4 246H2L1 245V248L2 247H4V249L2 248H0V264H48V262L45 260L46 258L44 257V256H41V252L40 251H47V252H50V253H53V254H55L58 258H61L62 259V261H63V264H172V262L171 261H169V260H166V261H169V262H166V261H164V263H160V261H159V263H158V261H153V260H151V258H153V256L149 259V258H146V257H149L148 256V252L146 253V257H142V256H136V254L134 255V254H132L131 252H129L127 249H124L125 247H123V245H121V244H113V243H110V242H107L106 241V239H104L105 237H103V235H102V232L101 231H97L98 233H96L95 235H96V237L94 238L95 240H93L91 243H88L87 241H85V240H79V241H76L75 239H74V237H73V239H72V241H73V243H68V244H66V243H64V242H62V243H53V242H50V241H48L47 239H44V237H43V233H42V230L43 229H40L39 228V226L37 227V226H34V225H32V224H29V222L26 224H21ZM23 223H24V221H23ZM31 223V222H30ZM72 223V222H71ZM105 223V222H104ZM34 224H35V222H34ZM36 224H37V222H36ZM41 224V223H40ZM43 224V223H42ZM74 223H72L71 225H73ZM92 224V223H91ZM75 225H77V224H75ZM6 226V225H5ZM5 226H4V228H5ZM43 226V225H42ZM263 226L264 225H262L261 227H259V229L261 228L262 229V233H263V237H264V228H263ZM63 227H65V226H63ZM75 227V226H74ZM73 227V228H74ZM78 227V226H77ZM3 228V229H4ZM44 228H45V226H44ZM60 228V227H59ZM79 228V227H78ZM86 228H87V226H86ZM104 228V227H103ZM1 229V228H0ZM81 229H82V226H81ZM260 229V230H261ZM60 230V229H59ZM63 230V229H62ZM76 230H77V228H76ZM80 230V229H79ZM98 230V229H97ZM103 230V229H102ZM259 230V231H260ZM70 231V230H69ZM71 231H72V228H71ZM81 231V230H80ZM85 231V230H84ZM106 231V230H105ZM44 232V231H43ZM66 232H68V231H64V233H66ZM79 232V231H78ZM261 232V231H260ZM73 233V232H72ZM82 233V232H81ZM93 233H95V232H93ZM106 233H107V231H106ZM68 234H69V232H68ZM68 234H66V236H69ZM86 234V233H85ZM104 234V233H103ZM261 234V233H260ZM62 235V234H61ZM64 235V234H63ZM75 235V234H74ZM83 236V235H82ZM81 236V234H80V236L79 235H77V238H79L80 239V237H82ZM61 237V236H60ZM76 237V236H75ZM63 238V237H62ZM68 238V237H67ZM66 238V239H67ZM76 238V239H77ZM64 239V238H63ZM62 239V240H63ZM78 240V239H77ZM95 241V242H94ZM5 247L7 248L6 250H5ZM135 249V248H134ZM136 249H138L137 247H136ZM133 251H135V250H133ZM139 251H140V249H139ZM140 252H142V251H140ZM43 253V255H44V253L45 252H42ZM138 253V252H137ZM160 253V252H159ZM140 254V253H139ZM150 254V253H149ZM47 255V254H46ZM45 255V256H46ZM141 255H145V254H141ZM151 256V255H150ZM44 257V258H43ZM156 257H158V256H156ZM155 258V257H154ZM153 258V259H154ZM157 259V258H156ZM159 259V258H158ZM173 259V258H172ZM176 259V258H175ZM155 260V259H154ZM179 260V259H178ZM171 262V263H170ZM182 263V262H181ZM187 263V262H186ZM185 264V263H184Z\"/></svg>","mask_w":264,"mask_h":264}]
</instances>
